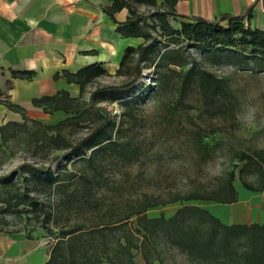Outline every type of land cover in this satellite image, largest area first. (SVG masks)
<instances>
[{
	"label": "trees",
	"instance_id": "16d2710c",
	"mask_svg": "<svg viewBox=\"0 0 264 264\" xmlns=\"http://www.w3.org/2000/svg\"><path fill=\"white\" fill-rule=\"evenodd\" d=\"M177 1L109 0L102 10L116 24V31L123 37L141 40L137 46L125 48L115 72L128 80L97 88L85 101L86 87L108 74L101 64L85 66L75 73H56L55 79L63 76L67 82L78 84V95L60 90L34 98L32 104L46 114L63 111L65 116L59 121L46 124L30 119L22 107L3 100L9 110L21 114L22 121L0 127V145L24 133L31 156L44 148L61 152L48 163H23L11 177L0 179V233L22 231L7 229L6 215L31 221L43 229L54 239L43 264H139L133 258L134 251L141 255L144 264H152L160 259L161 243L176 248L198 264H264V223L224 224L207 209L194 204H184L168 217L146 214L150 207L177 201L235 203L238 192L234 173L218 179L211 189H191L167 199L140 190L129 192L122 185L126 183L128 167L134 163V142L124 131V119L116 126L106 109L98 105L99 101L123 99L139 80L146 68L144 64L155 56L157 60L153 58L151 63L157 89L163 90L173 76L179 83L180 97L195 84L206 104L232 102L233 93L212 72L194 65L184 69L187 61L182 44L199 45L205 51L230 50L234 57L252 56L264 61V29L251 28L246 22V17L251 18V8L244 14H223L208 20L178 14ZM141 7L152 11H141ZM124 9L127 18L118 22L115 14ZM169 17L179 19L178 28L170 24ZM11 74L21 79L34 76L33 71L17 70ZM136 99L121 104L125 120L136 118L135 111L129 109ZM78 126L86 130L82 136L70 139L65 135L67 128ZM239 159L243 162L239 172L256 176V185L241 177L243 187L263 193L264 208V150L243 152ZM52 167L58 172H53ZM107 167L115 170L110 176L106 175ZM29 232L26 238L32 239Z\"/></svg>",
	"mask_w": 264,
	"mask_h": 264
},
{
	"label": "rangeland",
	"instance_id": "374dc122",
	"mask_svg": "<svg viewBox=\"0 0 264 264\" xmlns=\"http://www.w3.org/2000/svg\"><path fill=\"white\" fill-rule=\"evenodd\" d=\"M140 9L152 11L148 7ZM169 22L174 28L179 27V19L169 17ZM225 24L222 22V25ZM181 48L187 61L184 69L194 65L212 72L226 83L234 99L232 102L206 104L195 84L186 88L180 97L179 83L173 76L163 90L157 89L155 67L151 63L157 57H151L144 64L146 68L142 69L139 80L123 99L98 102L116 126L124 119V131L134 142V163L128 167L126 183L122 185L129 192L140 190L167 199L172 194L191 189H211L218 179L232 172L238 200L242 202H238L236 207L239 210L234 213L237 221L230 217V222L250 224L260 221V215L264 213L263 193L243 187L241 177L256 185V176L239 172L243 163L239 157L252 149L264 150V61H257L252 56L234 57V52L230 50L205 51L194 44H182ZM127 80L115 74L103 75L86 87L84 99L88 101L90 93L97 88L120 85ZM131 98H137L134 106H129L135 111L136 118L125 120L121 104ZM85 131L78 126L69 127L64 132L70 139H75ZM27 143V135L19 133L0 145V179L11 177L23 163H48L53 155L61 153L48 152L44 148L36 156H31ZM52 171L58 172L55 167H52ZM114 171V168L107 167L106 175L110 176ZM184 204L205 208L225 222L223 208L218 213L220 217L210 211L213 205L219 206L220 203L202 200L157 205L148 208L146 214L149 217L160 214L168 217ZM231 214L229 211L228 216ZM5 217L7 229L20 228V234L25 237L31 230L29 235L38 243L44 257L49 256L54 239L47 236L43 229L31 221L19 220L12 215ZM158 250L160 259L152 264H198L176 248L163 243L158 245ZM133 253L134 260L144 264L141 255L136 251Z\"/></svg>",
	"mask_w": 264,
	"mask_h": 264
},
{
	"label": "crops",
	"instance_id": "0c3cea01",
	"mask_svg": "<svg viewBox=\"0 0 264 264\" xmlns=\"http://www.w3.org/2000/svg\"><path fill=\"white\" fill-rule=\"evenodd\" d=\"M107 5L109 0H0V127L22 121L21 114L9 110L3 100L22 107L33 120L51 124L62 119L63 111L46 114L32 104V99L60 90L78 95L79 85L63 76L55 79L56 73L101 64L108 74H115L125 48L141 40L116 31V24L102 10ZM248 8L252 9L251 18L246 17L249 26L264 29V0H178L175 5L180 15L208 20L244 14ZM127 15L124 9L115 18L124 22ZM17 70L33 71L34 76L12 77ZM238 202L242 201L213 205L210 211L219 216L223 208V223L232 224L229 218L237 221ZM256 223H264V213ZM47 259L35 240L20 233H0V264H43Z\"/></svg>",
	"mask_w": 264,
	"mask_h": 264
}]
</instances>
